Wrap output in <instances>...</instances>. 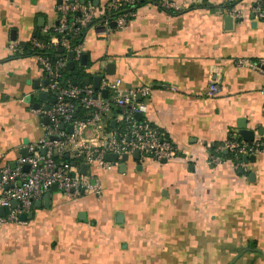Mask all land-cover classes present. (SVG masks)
Instances as JSON below:
<instances>
[{
  "label": "crops",
  "instance_id": "obj_1",
  "mask_svg": "<svg viewBox=\"0 0 264 264\" xmlns=\"http://www.w3.org/2000/svg\"><path fill=\"white\" fill-rule=\"evenodd\" d=\"M171 1L183 5L176 14L145 2L123 28H88L80 65L83 79L105 73L124 91L150 86V99L138 96L149 105L142 118L188 154L88 165L83 176L100 191L71 197L57 189L48 205L34 203L26 221L0 224V264H264V155L243 158L239 169L227 152L218 165L207 159L208 147L231 134L244 140L241 125L264 136V23L250 10L234 18L226 0ZM107 2L94 4L98 16ZM57 5L0 0V167L45 134L55 96L37 56H14L11 43L23 46L55 25ZM239 58L261 70L237 65ZM210 78L220 87L213 97ZM121 122L114 106L103 124Z\"/></svg>",
  "mask_w": 264,
  "mask_h": 264
},
{
  "label": "built area",
  "instance_id": "obj_2",
  "mask_svg": "<svg viewBox=\"0 0 264 264\" xmlns=\"http://www.w3.org/2000/svg\"><path fill=\"white\" fill-rule=\"evenodd\" d=\"M138 0H108L101 8V16H98L97 7L92 1L61 0L57 5L58 20L51 28L54 33L48 42L32 38L31 49L63 48L64 53H73V61L81 60L84 53L83 42L72 44L71 39L91 24L92 26L108 29L112 21L115 26L123 28L128 21L135 16V4ZM199 0H185L184 4L196 5ZM164 9L180 11L183 7L171 0H159ZM237 0H226L230 5L228 13L234 18H242L247 11H251L256 18L264 23V0H251L243 7H237ZM128 7V8H127ZM108 10L118 14L113 20L106 17ZM77 13V15H76ZM102 17V18H101ZM101 18V19H98ZM71 38V39H70ZM14 53L22 52V45L16 41L11 43ZM42 70L48 79L47 89L55 96V102L45 112L47 123L45 134L35 143L26 146L27 155H20L14 165L4 164L0 167L2 194L0 195V207L6 209V214L0 216V224L7 221L18 222L20 215L28 213L35 201L40 200L45 193L50 191L53 185L69 196H79L86 190L96 192L102 189L100 182H90L78 170L59 162L56 158L69 155L75 161H81L87 165H97L104 169H110L112 161L106 159L107 153H115L121 157L123 154L132 156L139 152L141 160L152 159L156 161L172 160L177 157L180 148L175 142L160 134L152 123L137 114L145 115L148 112V102L140 101L150 99L153 90L150 86L143 85L129 91H124L121 80H114L105 73L101 74V82L98 89L92 84L76 85L65 79V70L69 58L60 56L52 59L49 55H36ZM237 65L249 66L261 70L260 65L249 58L237 59ZM112 93V97L103 96V91ZM220 91L216 78H210V84L206 94L210 97ZM90 109L86 119H76L77 103ZM118 107L121 111V123L116 128H106L103 124L105 115L112 107ZM64 124V128L60 125ZM72 125L69 132L67 126ZM121 127H124L123 129ZM88 129H92L89 133ZM45 149V153H42ZM229 153L233 166L237 169L244 168L246 163L244 156L264 155V136L256 137L252 141H245L230 135L228 139L208 147V163L218 165L224 160V153ZM181 154L188 152L180 150ZM25 167H28L27 169ZM16 201V205H13Z\"/></svg>",
  "mask_w": 264,
  "mask_h": 264
},
{
  "label": "trees",
  "instance_id": "obj_3",
  "mask_svg": "<svg viewBox=\"0 0 264 264\" xmlns=\"http://www.w3.org/2000/svg\"><path fill=\"white\" fill-rule=\"evenodd\" d=\"M87 1L93 2V0H87ZM145 2H151V3H155V4H158L161 6L159 0H138L137 3L135 4V7H133L132 10L133 9L136 10V8L138 6L144 4ZM237 2H235V3L237 4ZM166 10L170 13H174V14L178 13V11H175L172 9H166ZM117 14H118V12L116 13L115 11L108 10L106 13V17H109V18H111V20H113ZM76 15H77V13H76ZM101 18H98V19H101ZM94 22H96V20H94L92 23H94ZM92 23L89 24L86 28H83L75 38H73V39L70 38L71 43L75 45L77 43L83 42L84 36L86 34V30L92 26ZM53 33H54V31H52V30L49 33H47V32L43 33L42 31H39L36 33L35 37L41 41L48 42L50 39V36ZM23 54L24 55L45 54V55H49L52 59H57L61 55L68 57V55H66V53L60 52V47L51 48V49H31L30 43L24 44L22 46V52H17L14 56L23 55ZM80 61L81 60L75 61V66L71 70L68 69V67H66L64 75H65V79L70 80L73 83H74V80H79L80 83L78 85H85V83H84L85 78L83 79V77H85L87 74L85 73L83 67L80 65ZM110 97H111V94L108 93L107 98H110ZM76 103H77V109H76V113H75V118L76 119H86L90 113V109H86V108L80 106L78 104V102H76ZM108 128H112V127H110V125H108ZM121 128L123 129L124 127H121ZM56 159L59 162H62V163L67 164L69 166L73 160V159L67 157L66 155H64L60 158L57 157ZM74 161L75 160H73V162Z\"/></svg>",
  "mask_w": 264,
  "mask_h": 264
},
{
  "label": "water",
  "instance_id": "obj_4",
  "mask_svg": "<svg viewBox=\"0 0 264 264\" xmlns=\"http://www.w3.org/2000/svg\"><path fill=\"white\" fill-rule=\"evenodd\" d=\"M60 1H61V0H58V3H60ZM83 1H85V0H83ZM98 2H99V0H94V4H95V5H98ZM40 21H43V22H44V18L41 17V18H40ZM231 22H232V17H231V16H227V17H226V23H231ZM41 23H42V22H41ZM111 25H112V26H115L116 23H115V22H112ZM60 52H61V53L64 52V49H63V48H60ZM68 58H69V60H68V62H67V67H68V69L71 70V69H73L74 66H75V61H73V53H72V52H68ZM85 59H86V54H83L82 57H81V62H82L83 64H86ZM111 66H114V64H112ZM110 74H114V72L111 71ZM100 82H101V75H98V76L94 77L93 80H91V79L88 78V77L84 79V83H85V84H91V83H92V85H93V87H94L95 89H98V88H99ZM74 84L77 85L78 83L75 81ZM46 95H47V93L42 92V93L39 94V97H45ZM107 95H108V91H107V90L103 91V96H104V97H107ZM54 100H55V99H54ZM49 108H50V107H49ZM49 108H47V110H48ZM142 116H143L142 114H137V117H138V118H142ZM60 128H61V129L64 128V124H61V125H60ZM67 130H68L69 132H72V130H73L72 125H68V126H67ZM240 135H241L242 138H243L244 140H246V141H252V140L254 139V132L251 131V130H248V129L246 128L245 125H241ZM41 151H42V153H45V149H42ZM66 156L69 157V155H66ZM133 156H134V158L139 159V157H140L139 152L136 151V152L133 154ZM248 157H249L250 159H252V158L255 157V155H252V156H245L244 158H245V159H248ZM128 158H129V155H128V154H123L121 157H119V155H118V154H115V153H107V154H106V159L109 160V161H114V162L118 161L119 159L124 160V161H127ZM163 161L166 162L167 160H163ZM76 164H77V162H75V161L72 163V165H76ZM25 168L27 169L28 167H25ZM87 168H88V165H87L86 163H81V164H80V173L83 174V175H85L86 172H87ZM240 172H243V170L241 169ZM57 189H58V188H57V185H53V186L51 187L50 191H48L47 193H45V195H44V197H43V200H37V201H35V204H36V205H39V204H41L42 202H44L46 205H48V203H49L50 200H51V193H52L53 191H56ZM13 205H14V206L16 205V201H13ZM4 211H5V208H4V207H0V215H3V214H4ZM30 217H32V213H31V212L23 213V214L20 215V220H21V221H26V220H27L28 218H30Z\"/></svg>",
  "mask_w": 264,
  "mask_h": 264
}]
</instances>
